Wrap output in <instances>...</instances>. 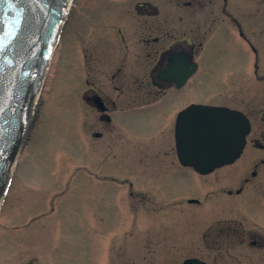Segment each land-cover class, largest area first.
Masks as SVG:
<instances>
[{"label":"flooded vegetation","instance_id":"1","mask_svg":"<svg viewBox=\"0 0 264 264\" xmlns=\"http://www.w3.org/2000/svg\"><path fill=\"white\" fill-rule=\"evenodd\" d=\"M135 1V7H125L127 0L111 14L100 0H81L76 6L84 18V9L91 18L106 16L115 32L107 30L102 36L124 48L123 59L121 49L111 46L91 54L83 97L106 125L119 112L125 114L121 121L135 112V119L146 127L141 137L135 133L130 139L151 145L139 163L142 171L137 167L133 172L141 176L150 169L155 187L131 195L134 208L161 226L151 245L160 246V251H152L172 257L168 264L178 261L174 256H187L180 264H264V57L262 67H254L261 84L249 89V20L258 15L239 9L237 0ZM125 35L132 38L133 51ZM99 54L107 56V67L95 64ZM177 55L188 70L178 78H161V66ZM105 74H111L112 81L101 87L97 80ZM207 90L204 102L185 101ZM126 94L134 97V105L121 106L113 99ZM192 104L237 111L250 126L240 156L209 175L184 165L176 149L178 117ZM121 129L127 137V129ZM131 166L124 158L123 173ZM189 172L208 183L190 190L184 184ZM173 175L176 181L181 176V186L167 183ZM190 192L195 196L189 197ZM159 240L164 243L157 244Z\"/></svg>","mask_w":264,"mask_h":264},{"label":"rangeland","instance_id":"2","mask_svg":"<svg viewBox=\"0 0 264 264\" xmlns=\"http://www.w3.org/2000/svg\"><path fill=\"white\" fill-rule=\"evenodd\" d=\"M75 1L39 89L23 151L15 161L0 211V264H168L172 257L153 252L160 251V246L151 248L154 232L161 231V226L151 215L134 208L131 195V191L148 193L155 187L150 169L141 176L133 172L137 167L142 171L139 163L150 153L151 145L145 147L130 139L135 133L141 137L146 127L135 119V112L123 116L126 121H121L125 114L119 112L106 125L83 97L91 54L111 46L121 49L119 59H123L124 48L102 36L107 30L115 32L106 16L102 19L98 13L91 18L84 9V18L76 6L81 0ZM126 1L100 0V6L111 14ZM135 2L129 0L125 7L133 8ZM236 4L258 15L249 20V89H255L261 84L256 82L254 67H262L264 37L252 33L264 35V0H237ZM125 36L133 51L132 38ZM100 55L94 57L95 64L107 67V56ZM111 76H99L98 84H110ZM207 95L208 90L197 92L185 101L204 102ZM121 96H113L121 106L135 104L133 96ZM121 127L127 129V137ZM124 158L132 164L126 173L122 171ZM178 179L168 176L167 183L181 186V176ZM204 182L208 183L193 172L184 178L190 190ZM194 196L190 192L189 197ZM163 243L159 240L157 244ZM186 257L173 258L180 264Z\"/></svg>","mask_w":264,"mask_h":264},{"label":"water","instance_id":"3","mask_svg":"<svg viewBox=\"0 0 264 264\" xmlns=\"http://www.w3.org/2000/svg\"><path fill=\"white\" fill-rule=\"evenodd\" d=\"M68 3L69 0H0V202L9 185L12 165L22 151L41 75ZM193 107L228 114L234 127L227 150L197 160L184 154L176 138L180 161L206 175L239 157L249 124L241 113L225 108L192 105L185 111Z\"/></svg>","mask_w":264,"mask_h":264},{"label":"snow or ice","instance_id":"4","mask_svg":"<svg viewBox=\"0 0 264 264\" xmlns=\"http://www.w3.org/2000/svg\"><path fill=\"white\" fill-rule=\"evenodd\" d=\"M187 70L186 63L177 55L162 65L159 71L161 78H178ZM233 136L232 118L228 114L208 113L195 107L183 112L176 124L180 148L192 160L227 150Z\"/></svg>","mask_w":264,"mask_h":264},{"label":"bare ground","instance_id":"5","mask_svg":"<svg viewBox=\"0 0 264 264\" xmlns=\"http://www.w3.org/2000/svg\"><path fill=\"white\" fill-rule=\"evenodd\" d=\"M69 2H71V0H70ZM70 5H71V3L69 4V6H70ZM48 62H49V61H48ZM48 62H47V64L45 65V67H44V71H43V74H42V78H41V80H43V81H44V78H45V75H46V71H47V69H48V64H49ZM39 91H40V90L37 91L36 98H35V100H34V102H33V104H32L31 115H32L33 111L35 110V107H36V104H37V101H38V97H39V95H40Z\"/></svg>","mask_w":264,"mask_h":264}]
</instances>
